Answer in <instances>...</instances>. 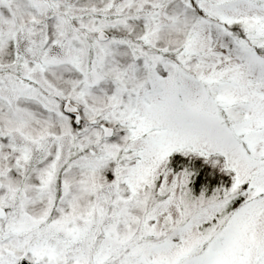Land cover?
I'll return each mask as SVG.
<instances>
[{
	"label": "snow or ice",
	"instance_id": "6c2138e0",
	"mask_svg": "<svg viewBox=\"0 0 264 264\" xmlns=\"http://www.w3.org/2000/svg\"><path fill=\"white\" fill-rule=\"evenodd\" d=\"M0 264H264V0H0Z\"/></svg>",
	"mask_w": 264,
	"mask_h": 264
}]
</instances>
